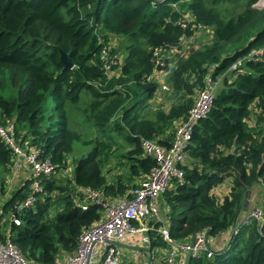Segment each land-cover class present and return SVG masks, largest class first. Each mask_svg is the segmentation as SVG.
Wrapping results in <instances>:
<instances>
[{"label":"trees","instance_id":"16d2710c","mask_svg":"<svg viewBox=\"0 0 264 264\" xmlns=\"http://www.w3.org/2000/svg\"><path fill=\"white\" fill-rule=\"evenodd\" d=\"M177 1L0 0V124L14 122L22 142L50 157L57 170L67 168L74 144L82 140L69 129L67 101L75 104L83 93L89 94L85 119L99 133L92 150L75 161L73 178H44L41 199L18 214L21 226H10L11 242L35 264H58L62 252L76 251L83 229L101 220L100 205L90 203L87 210L80 206L82 190H96L113 200L136 188L135 179L147 178L156 166L154 158L144 155L142 141L169 146L175 123L188 116L205 77L222 75L251 51L264 48V10L253 7L259 0H190L181 5L213 37L169 69L167 83L177 103L146 119L143 113L159 89L147 80L154 71L152 51L193 36L191 29L178 25L181 14L171 6ZM226 4L240 5L243 12L227 18L219 8ZM113 37L126 40L125 60L113 68L120 69L119 75L108 79L99 39ZM60 50L73 69L64 70ZM6 91L11 96L5 97ZM49 99L56 102L54 108L47 106ZM253 106L259 112L250 125ZM115 136L130 147L127 153L116 155L120 147ZM115 161L126 174L109 183L105 170ZM14 168L12 151L0 141V169L5 173L0 184L2 241L3 218L31 192L28 180L8 196L6 178ZM181 169L182 180L162 196L172 239L184 242L202 231L216 237L235 227L250 188L264 184V55L224 78L212 110L194 129ZM228 180L231 192L221 201L212 192ZM53 205L63 209L52 218ZM160 226L153 224L155 229ZM149 237L151 249H167L158 232L150 231ZM185 264H264V223L262 233L256 223L243 227L229 249L211 259L207 254L189 258Z\"/></svg>","mask_w":264,"mask_h":264},{"label":"built area","instance_id":"2783aa9c","mask_svg":"<svg viewBox=\"0 0 264 264\" xmlns=\"http://www.w3.org/2000/svg\"><path fill=\"white\" fill-rule=\"evenodd\" d=\"M157 1L170 2L171 0ZM189 1L178 0L171 6L174 11L181 14V19L178 22L180 28L184 31L191 29L193 36L182 38L177 46L158 47L151 53L154 71L147 80L158 84L162 91L171 90L167 83L169 69L176 66L178 60L187 58L193 50L190 51V47H185L184 42H196L198 37L204 34L211 39L213 37V31L210 28L199 24L187 8L181 7ZM153 5L155 6V2ZM253 7L256 9L264 7V0H259ZM99 41L103 45L101 53L103 69L108 79H111L119 75L120 69L113 70V68L120 67L125 58L123 53H119L120 56L114 53L116 48L109 45L111 42H106L103 39H99ZM263 55L264 48L255 49L248 56L236 61L224 74L214 77L212 73H209L204 79L203 86L197 90L194 105L188 116L175 123L173 140L169 146H162L152 140L142 141L144 155L154 158L156 166L136 188L113 200L106 199L101 192L96 190H82L84 199L79 202L82 209L87 210L88 204L94 203L103 208L105 215L102 214L100 221L83 229L76 251L65 261L60 263L59 260L58 264H120L123 251L119 244L131 235H140L142 243L150 246V231L158 232L169 249L166 264H179L178 260L181 258L187 261L189 258H198L204 254H207L208 259L213 257L216 252L208 244L207 231L199 232L184 242L172 239L161 213L160 198L171 188L174 181L182 180L181 166L186 161L187 149L191 144L194 129L212 110L216 93L224 78L228 74L236 72L244 62L259 60ZM0 141L12 151L16 169L23 165L29 168L30 174L24 183L28 180L31 181V192L27 199L16 208V211L7 216L9 226L7 233L4 232L6 240H0V264H35L11 242L10 226H21L22 222L18 218V214L24 209L34 207L41 199L39 194L43 192L42 180L44 178L52 180L57 178L56 181H59L65 173H69V168L57 170L50 157H42L41 150L31 146L29 141L23 143L17 135L14 122H9L6 125L0 124ZM68 177L69 179L73 178V176ZM9 194L8 192V196ZM2 210L3 204H0V215ZM157 223L162 226L155 229L153 224ZM253 223H256L258 231L262 233L263 209L254 210L241 224L237 223L232 228L234 229L232 240L243 227Z\"/></svg>","mask_w":264,"mask_h":264},{"label":"rangeland","instance_id":"374dc122","mask_svg":"<svg viewBox=\"0 0 264 264\" xmlns=\"http://www.w3.org/2000/svg\"><path fill=\"white\" fill-rule=\"evenodd\" d=\"M220 10L223 14V16L230 18L232 16H237L238 14L243 12V7H241L240 5L236 6V5H230V4H226V5H221ZM259 10H264V7H260L258 8ZM209 40H211V37H207L206 34L201 35L198 37L197 41H190V42H184V46L185 47H190V51L193 49H197L199 47H201L202 45H205L207 42H210ZM108 42H111L109 45L113 46L114 48H116V50L114 51V53L116 51L120 52V53H124L123 52V48L126 44V40L121 38V37H113L111 38V40H109ZM233 80V78H231V81ZM5 97H9L11 96V93L9 91L4 92ZM91 96L87 93H83L80 96V99L78 101V103H71L70 101L66 102V109L68 112V121H69V129L72 131H75L77 133H79L82 136V140L80 142H76L74 144V151L72 153V155L69 157V161L67 164V168H69V173L64 174L63 178H61L59 181H63L67 178H69L68 176H73V170L75 167V161L86 156L93 148V142L95 141V139L97 137H99V133L97 131V129L92 125L89 124L86 121V117H85V109L88 107V104L91 102ZM177 103L176 99L174 97V93L173 91H162L161 89H159V91H157L155 98L150 102L149 108L146 109L143 113V116L146 119H154V114L157 110L162 109L164 111H169L170 107L172 106V104ZM47 106L49 108H54L56 106V102L53 101L52 99H49L47 102ZM253 110V117L250 119L249 123L250 125H254L256 117L255 115L259 112L258 108L256 106L252 107ZM50 113H52V115H54V120H56V111L51 110ZM25 130L21 131V134L24 135ZM112 136H114V134H111ZM22 137V136H21ZM21 139V138H20ZM115 139L118 141V145L120 147V150H117L116 155H122L127 153L130 150V147L120 138L115 136ZM107 179L109 181V183H111L113 181V177L115 176H124L126 174V170L122 169V168H118L116 166V161L114 163H112L109 167L106 168L105 170ZM7 176V175H6ZM8 177V176H7ZM5 178V173L3 171V169H0V184L2 182V179ZM57 178H55L56 180ZM9 180H10V176L8 178H6V184H9ZM139 179H135V183L136 185H138ZM226 186V185H223ZM221 186V187H223ZM9 187V191L11 189H13V186L11 184L8 185ZM7 187V189H8ZM257 187H254L253 190H250L251 193V197H254V194L256 192ZM261 191H264L263 188H260ZM10 195V194H9ZM225 197L224 192L219 191V195L218 198L219 199H223ZM260 200L258 202L255 203H251L250 202V206L252 207V205L256 206L257 209H263V204H264V192H261V196H260ZM165 206V204L163 205ZM63 206H52L51 211H50V217H55V214L62 211ZM163 211V210H162ZM105 215V212L103 213V216ZM163 215V214H162ZM164 218V217H163ZM4 221H9L7 217L3 218L2 222L4 225ZM143 246H139L137 248V250L139 252L143 253V257L140 258V264H144L143 262L146 259H149V252H150V248L147 247L145 244H142ZM231 247V246H230ZM228 247V248H230ZM161 253H166L165 250H161ZM62 257L64 255V253H61ZM137 263H139L137 261ZM158 263V262H157ZM159 264H161L159 262Z\"/></svg>","mask_w":264,"mask_h":264},{"label":"crops","instance_id":"0c3cea01","mask_svg":"<svg viewBox=\"0 0 264 264\" xmlns=\"http://www.w3.org/2000/svg\"><path fill=\"white\" fill-rule=\"evenodd\" d=\"M30 172H29V168L27 166H19L17 169L14 168L12 175L10 176V180H9V184H11L14 188H16L17 186L19 187L20 185H23V183L26 181L27 177L29 176ZM143 181V179H140L138 182V184H140ZM232 180H228L226 181L223 185L226 186H219L218 188L213 190V194L218 198L219 195V191L224 192L225 197L229 195V193L231 192V188H232ZM254 187H257L256 192L254 194V197H251V193L250 190H253ZM260 188H263L264 190V184L263 183H257L254 184L250 190H249V196L248 199L245 198V206H244V210L242 211V213L240 214L239 218H238V225L241 224L246 218H248L250 216V214L257 209L256 206L252 205V207L250 206V202L251 203H255L258 202L261 198V191ZM11 189L9 191V187H8V191L11 194L12 193ZM224 197V198H225ZM223 198V199H224ZM219 199V198H218ZM223 199H220L221 201ZM164 202L162 200V197L160 198V209H161V213L163 214L164 218L166 217V214L168 212V208L166 206H163ZM163 210V211H162ZM56 215V214H55ZM165 221L166 218H165ZM167 224V222H166ZM1 225H3V223H1ZM7 221H4V226L2 227V231L7 233ZM233 230L234 229H230L227 232L222 233L219 236L216 237H210L208 238V244L210 246V248L215 251V252H222L224 250L229 249L228 247H230V244L232 243V236H233ZM249 235L246 236V238ZM142 236L140 235H131L129 237H127L124 241H122L119 245L120 248L123 251V256L121 258V263L120 264H140V258H142L144 255L142 252H139L137 250V248L139 246H143L142 245ZM150 248V246H147ZM161 250H165L166 253H161ZM168 251L169 249H164V248H154L151 249L150 248V252H149V259H146L143 263L144 264H159V262L161 264H166V260L168 257ZM64 253L63 257L62 255L60 256L59 260L60 263L65 261L68 257H70L72 254L66 253V252H62ZM137 261L139 263H137ZM179 264H185L186 261L183 260V258L179 259ZM158 262V263H157Z\"/></svg>","mask_w":264,"mask_h":264},{"label":"water","instance_id":"95a60500","mask_svg":"<svg viewBox=\"0 0 264 264\" xmlns=\"http://www.w3.org/2000/svg\"><path fill=\"white\" fill-rule=\"evenodd\" d=\"M60 60H61V63L64 65V70L74 68V65H73L72 61L70 60L69 56L62 50H60ZM248 196H249V192L246 195V199H248ZM263 210H264V204H263ZM208 235H210V234L208 233Z\"/></svg>","mask_w":264,"mask_h":264}]
</instances>
